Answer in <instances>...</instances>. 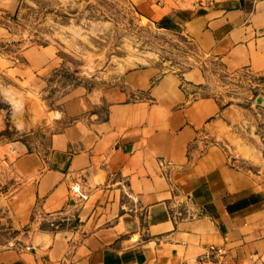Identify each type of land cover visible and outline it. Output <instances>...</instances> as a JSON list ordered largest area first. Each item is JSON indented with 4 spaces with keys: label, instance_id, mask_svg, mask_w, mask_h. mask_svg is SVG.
<instances>
[{
    "label": "crops",
    "instance_id": "crops-1",
    "mask_svg": "<svg viewBox=\"0 0 264 264\" xmlns=\"http://www.w3.org/2000/svg\"><path fill=\"white\" fill-rule=\"evenodd\" d=\"M132 1L196 61L264 74V0ZM14 32L0 24V134L66 122L48 154L0 142L19 180L2 199L30 228L24 245L0 248V264H264L263 177L205 145L222 108L199 96L200 65L119 71L70 88L53 112L45 94L61 59L48 47L10 54Z\"/></svg>",
    "mask_w": 264,
    "mask_h": 264
},
{
    "label": "rangeland",
    "instance_id": "rangeland-1",
    "mask_svg": "<svg viewBox=\"0 0 264 264\" xmlns=\"http://www.w3.org/2000/svg\"><path fill=\"white\" fill-rule=\"evenodd\" d=\"M0 24L15 31L2 46L10 54L48 47L61 59L45 94L53 112L57 99L70 88L104 86L119 71L153 63L182 69L200 65L206 80L199 96L216 98L222 108L221 122L204 137L205 145L222 146L234 166L262 176L264 183V74L229 71L208 58L196 61L184 37L161 29L132 0H0ZM54 122L27 133L8 127L0 142L22 140L30 150L48 154L53 134L66 121ZM1 161L0 248L24 245L30 228L15 224L2 199L3 192L12 194L18 188L19 180L9 178V166Z\"/></svg>",
    "mask_w": 264,
    "mask_h": 264
}]
</instances>
